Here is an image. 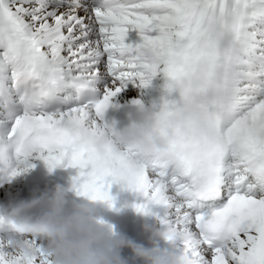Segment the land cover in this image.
<instances>
[{"label":"snow or ice","instance_id":"obj_1","mask_svg":"<svg viewBox=\"0 0 264 264\" xmlns=\"http://www.w3.org/2000/svg\"><path fill=\"white\" fill-rule=\"evenodd\" d=\"M158 74L178 94L161 129L178 110L191 120L144 159L105 113ZM35 160L75 170L70 190L110 210L113 185L137 194V214L190 234L193 264H264V0H0V186ZM6 248L0 264H14Z\"/></svg>","mask_w":264,"mask_h":264},{"label":"clouds","instance_id":"obj_2","mask_svg":"<svg viewBox=\"0 0 264 264\" xmlns=\"http://www.w3.org/2000/svg\"><path fill=\"white\" fill-rule=\"evenodd\" d=\"M138 55L146 65L158 62L157 54L149 47L139 49ZM190 120L189 112L175 111L167 118L166 130H162L155 105H143L136 108L127 126L115 128V136L121 145L148 159L154 153H167L173 133L187 132ZM108 210L89 199H70L69 190L57 184L50 191L15 204L0 224L16 237L5 243L14 253V264H33L38 258V251L26 242L28 238L42 242L43 255L51 258V264H128L121 255L124 249L143 264H193L188 249L194 241L189 233L156 229L146 223L144 231L149 234L151 247L144 248L113 232L101 218ZM159 240L171 241L172 249H162Z\"/></svg>","mask_w":264,"mask_h":264},{"label":"bare ground","instance_id":"obj_3","mask_svg":"<svg viewBox=\"0 0 264 264\" xmlns=\"http://www.w3.org/2000/svg\"><path fill=\"white\" fill-rule=\"evenodd\" d=\"M80 15H83V12L80 13ZM135 32V31H134ZM137 44V43H140V37H137L135 35H130L128 34L127 35V41H126V44ZM103 68V66H102ZM160 77L161 75L158 74L150 83V85L148 86V91H140V90H130L127 95H125L123 97V101L124 103L127 105V104H130L132 105V101L133 100H136V99H140L142 101V103L144 104L146 101H150V100H153L152 103L150 104H154L155 107H158V104L161 102V97H162V92H161V89H160ZM159 222V221H158ZM159 225L162 226L159 222ZM136 245L140 246L139 245V242L137 240V238L134 236V241H133ZM160 247L162 249H168V250H171L172 249V245L168 246H163L160 244ZM10 252V251H8ZM130 259H133L134 256L133 254H131V256H129Z\"/></svg>","mask_w":264,"mask_h":264}]
</instances>
